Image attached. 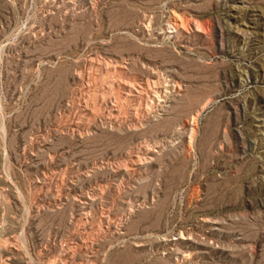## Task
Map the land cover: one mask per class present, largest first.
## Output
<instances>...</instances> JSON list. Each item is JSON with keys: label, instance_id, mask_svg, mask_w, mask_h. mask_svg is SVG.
Returning a JSON list of instances; mask_svg holds the SVG:
<instances>
[{"label": "rangeland", "instance_id": "374dc122", "mask_svg": "<svg viewBox=\"0 0 264 264\" xmlns=\"http://www.w3.org/2000/svg\"><path fill=\"white\" fill-rule=\"evenodd\" d=\"M0 264H264V0H0Z\"/></svg>", "mask_w": 264, "mask_h": 264}, {"label": "bare ground", "instance_id": "6f19581e", "mask_svg": "<svg viewBox=\"0 0 264 264\" xmlns=\"http://www.w3.org/2000/svg\"><path fill=\"white\" fill-rule=\"evenodd\" d=\"M176 26H177V25H176ZM155 92H156V91H155ZM155 92H154V93H155ZM157 92H158V91H157ZM158 94H159V93H158ZM147 97H148V96H147ZM181 235H182V234H181Z\"/></svg>", "mask_w": 264, "mask_h": 264}]
</instances>
